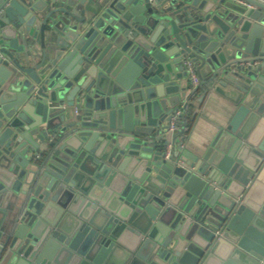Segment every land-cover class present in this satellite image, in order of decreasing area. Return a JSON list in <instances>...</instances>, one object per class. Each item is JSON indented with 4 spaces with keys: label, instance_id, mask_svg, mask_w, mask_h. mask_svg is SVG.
Returning <instances> with one entry per match:
<instances>
[{
    "label": "water",
    "instance_id": "95a60500",
    "mask_svg": "<svg viewBox=\"0 0 264 264\" xmlns=\"http://www.w3.org/2000/svg\"><path fill=\"white\" fill-rule=\"evenodd\" d=\"M0 264H264V0H0Z\"/></svg>",
    "mask_w": 264,
    "mask_h": 264
},
{
    "label": "crops",
    "instance_id": "0c3cea01",
    "mask_svg": "<svg viewBox=\"0 0 264 264\" xmlns=\"http://www.w3.org/2000/svg\"><path fill=\"white\" fill-rule=\"evenodd\" d=\"M34 42L35 46L32 47L38 48L39 41L36 39ZM179 84L182 86L185 85L186 95L180 97V101L172 107L171 114L177 109L184 108L186 104H190V112L194 118L191 120V125L187 134L182 135L180 132L175 131V143L181 144L183 149L194 152L196 148L208 143L215 134L217 126H224L226 124L235 107L224 97L214 92H208V85H202L198 92H196L195 95L193 94L194 96L192 95V99L186 98L191 92L189 80L182 79ZM202 95L205 96L201 98ZM169 121L170 119L164 122L167 127ZM45 147L46 143L40 144L39 150L33 152L31 155H38ZM32 166L33 165L30 167Z\"/></svg>",
    "mask_w": 264,
    "mask_h": 264
},
{
    "label": "built area",
    "instance_id": "2783aa9c",
    "mask_svg": "<svg viewBox=\"0 0 264 264\" xmlns=\"http://www.w3.org/2000/svg\"><path fill=\"white\" fill-rule=\"evenodd\" d=\"M184 65H185V69L188 73L191 85L195 86L199 81V77L196 73L194 63L190 59H187L184 61ZM181 113H182V109H177L171 114L170 121H169V124L167 127V131H169V132L177 131L178 127L176 125V120Z\"/></svg>",
    "mask_w": 264,
    "mask_h": 264
},
{
    "label": "trees",
    "instance_id": "16d2710c",
    "mask_svg": "<svg viewBox=\"0 0 264 264\" xmlns=\"http://www.w3.org/2000/svg\"><path fill=\"white\" fill-rule=\"evenodd\" d=\"M195 93L193 94L195 95ZM192 95L190 96L189 99L193 98L194 95L193 96ZM190 107H191L190 104H186V106L182 108V113L179 115V117L176 120V125L178 127L177 132H180L182 135H185L188 133L190 125H191V120L194 118L191 115Z\"/></svg>",
    "mask_w": 264,
    "mask_h": 264
}]
</instances>
